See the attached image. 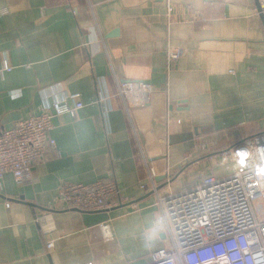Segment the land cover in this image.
I'll return each instance as SVG.
<instances>
[{
	"label": "crops",
	"instance_id": "1",
	"mask_svg": "<svg viewBox=\"0 0 264 264\" xmlns=\"http://www.w3.org/2000/svg\"><path fill=\"white\" fill-rule=\"evenodd\" d=\"M169 46L182 50L173 62ZM2 61L0 132L53 102L83 107L53 119L55 148L30 182L4 175L0 264H149L171 247L153 230L158 201L232 174L234 149L264 131L256 0H0ZM123 80L150 84L141 105L117 95ZM109 178L118 205L53 206L63 182Z\"/></svg>",
	"mask_w": 264,
	"mask_h": 264
},
{
	"label": "built area",
	"instance_id": "2",
	"mask_svg": "<svg viewBox=\"0 0 264 264\" xmlns=\"http://www.w3.org/2000/svg\"><path fill=\"white\" fill-rule=\"evenodd\" d=\"M260 5L264 12V0ZM170 11L169 6L167 13ZM166 53L167 60L173 62L182 50L169 46ZM9 70L2 61L0 74ZM151 90L142 80H123L118 83L117 95L141 105ZM82 107V102H53L51 110L2 130L0 187L6 173L17 183L30 182L32 167L55 148L50 136L53 119L64 114L74 116ZM234 162L232 174L223 178L207 175L197 185L158 201L160 212L153 230L163 232L171 247L155 251L149 264H264V219L256 211V205H264V131L241 141L234 149ZM154 176L151 170L149 179ZM120 202L121 189L114 178H109L92 183L63 182L53 206L91 212L110 209ZM99 227L105 238L112 237L110 221L101 222ZM52 246L53 240L48 241L46 247Z\"/></svg>",
	"mask_w": 264,
	"mask_h": 264
},
{
	"label": "rangeland",
	"instance_id": "3",
	"mask_svg": "<svg viewBox=\"0 0 264 264\" xmlns=\"http://www.w3.org/2000/svg\"><path fill=\"white\" fill-rule=\"evenodd\" d=\"M256 211L260 215L261 219H264V205H261V206H257L256 205ZM169 242H170V245H171L170 239H169Z\"/></svg>",
	"mask_w": 264,
	"mask_h": 264
},
{
	"label": "water",
	"instance_id": "4",
	"mask_svg": "<svg viewBox=\"0 0 264 264\" xmlns=\"http://www.w3.org/2000/svg\"><path fill=\"white\" fill-rule=\"evenodd\" d=\"M256 8L260 16L264 19V12H263V9L261 8L260 0H256Z\"/></svg>",
	"mask_w": 264,
	"mask_h": 264
}]
</instances>
